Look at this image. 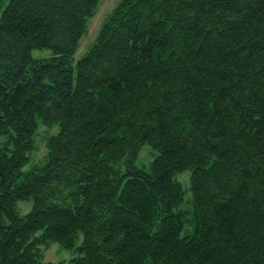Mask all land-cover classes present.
Returning a JSON list of instances; mask_svg holds the SVG:
<instances>
[{
    "label": "trees",
    "instance_id": "16d2710c",
    "mask_svg": "<svg viewBox=\"0 0 264 264\" xmlns=\"http://www.w3.org/2000/svg\"><path fill=\"white\" fill-rule=\"evenodd\" d=\"M1 1L0 264H264V0Z\"/></svg>",
    "mask_w": 264,
    "mask_h": 264
},
{
    "label": "rangeland",
    "instance_id": "374dc122",
    "mask_svg": "<svg viewBox=\"0 0 264 264\" xmlns=\"http://www.w3.org/2000/svg\"><path fill=\"white\" fill-rule=\"evenodd\" d=\"M10 0H2L1 8H4ZM119 0H101L95 16L88 22L87 30L85 35L82 37L79 48L75 54V59H79L86 54L90 49L97 32L103 23V21L108 17L109 13L115 7ZM32 56L35 58H43L50 56L48 50H35L32 52ZM57 128H48L47 126H40L35 139V150L32 153V164H39L43 162L45 154L47 152L46 141L47 137L54 134ZM7 139L0 136V142H4ZM155 154L148 146H144L139 155L136 164L143 169H148L151 161L154 159ZM29 166L26 167L28 169ZM178 181L181 183L183 189L185 190V202L182 205L183 209H191V194L189 192V172H184L178 176ZM31 207L30 202H19L18 209L21 214H25L29 211ZM39 251L41 253V259L44 262H59L62 261L66 264L70 262L72 258L77 256V253L73 251H67L61 249L56 243H52L48 247L40 246Z\"/></svg>",
    "mask_w": 264,
    "mask_h": 264
}]
</instances>
